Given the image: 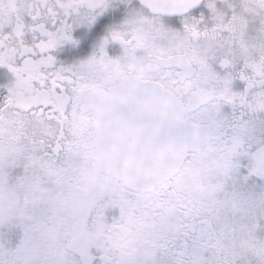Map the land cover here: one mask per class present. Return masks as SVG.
<instances>
[{"label":"snow or ice","instance_id":"1","mask_svg":"<svg viewBox=\"0 0 264 264\" xmlns=\"http://www.w3.org/2000/svg\"><path fill=\"white\" fill-rule=\"evenodd\" d=\"M0 264H264V0H0Z\"/></svg>","mask_w":264,"mask_h":264}]
</instances>
